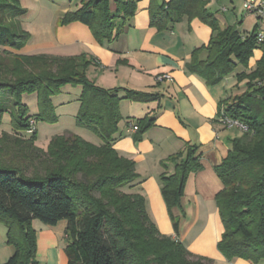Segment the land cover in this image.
I'll return each mask as SVG.
<instances>
[{
  "label": "trees",
  "instance_id": "1",
  "mask_svg": "<svg viewBox=\"0 0 264 264\" xmlns=\"http://www.w3.org/2000/svg\"><path fill=\"white\" fill-rule=\"evenodd\" d=\"M209 1L169 0L158 12L150 8V25L161 31L183 17L207 25L212 31L207 59L199 61L201 50H195L188 69L206 85H214L233 73L237 63L247 67L256 49L257 27L246 37L233 28H221L206 8ZM114 6L109 0H80V7L65 14L59 24L79 22L89 28L98 44L111 42L137 11L133 0H116ZM25 13L18 0H0V123L10 113L15 133L26 132L30 119L55 124L52 97L66 85L78 86L75 123L97 134L102 144L95 146L69 134L52 137L42 151L35 146L37 131L28 140L10 138L6 132L0 135V223L8 229L7 243L15 247L6 264H37L35 219L50 227L66 222L67 264H213L160 234L146 213L143 197L121 190L137 175L134 163L112 148L121 120L120 98L116 90L101 89L87 79L90 60L85 55L19 54L30 36L18 20ZM260 49L263 56L254 70L236 76L238 82L246 81L244 92L223 108L246 131L233 140L231 151L214 168L223 186L215 196L224 229L217 249L228 261L243 259L251 264L264 261V45ZM24 94H36V115L29 116L21 103ZM125 99L148 102L154 98L127 92ZM136 123L133 138L152 127L153 118ZM186 152L175 174L160 180L174 231L179 220L173 210L179 208L187 176L201 170L192 149Z\"/></svg>",
  "mask_w": 264,
  "mask_h": 264
},
{
  "label": "crops",
  "instance_id": "2",
  "mask_svg": "<svg viewBox=\"0 0 264 264\" xmlns=\"http://www.w3.org/2000/svg\"><path fill=\"white\" fill-rule=\"evenodd\" d=\"M18 1L26 10L18 19L22 29L34 34L25 24L32 20L40 39L39 44L32 46L34 35H31L19 54L61 58L85 55L90 60L85 71L87 79L101 89L116 90L121 120L113 135L112 148L119 157L134 163L137 175L121 190L143 197L146 213L159 233L183 244L193 256L209 259L213 264H251L243 259L228 261L217 249L224 229L215 196L223 186L214 168L231 151L233 140L243 134L239 128L223 126L218 119L219 113L232 98L244 92L246 81L238 82L236 76L254 70L263 56L261 50L255 51L246 68L236 64L233 73L214 85H206L202 78L189 71L188 65L195 50H201L197 54L199 61L207 59L206 46L212 37L211 29L198 19L189 21L187 17L169 22L161 31L150 25V8L158 12L169 0H133L137 4L135 15L116 39L102 44H98L89 28L79 22L60 25L64 15L46 10L47 5L53 4L51 0ZM115 1L109 0L112 9ZM229 3L231 10L224 0H211L206 5L221 28H233L241 37H246L254 27L264 29V15H255L256 21L249 14L241 17L234 4ZM55 44L57 47L53 48ZM161 74H168L171 80L156 82V76ZM127 92L154 99L135 102L125 99ZM58 96L51 100L60 119L58 114L66 106ZM76 100L74 115L80 105L79 97ZM145 117L153 118L152 127L133 138L130 125H137L136 121ZM51 138L43 143L46 147ZM187 148L192 149V157L201 165V170L187 176L179 208L173 210L179 220L174 231L161 195L160 180L175 174L176 164L185 159ZM177 155L179 157L172 160ZM47 227L39 226L38 231L34 230L37 264H67L64 252L66 222ZM7 233V227L0 223V264H6L15 251V247L7 243Z\"/></svg>",
  "mask_w": 264,
  "mask_h": 264
},
{
  "label": "rangeland",
  "instance_id": "3",
  "mask_svg": "<svg viewBox=\"0 0 264 264\" xmlns=\"http://www.w3.org/2000/svg\"><path fill=\"white\" fill-rule=\"evenodd\" d=\"M48 1L50 2V0H48ZM51 1L53 2V4L47 5L48 7L46 8V10L50 11L51 14H62L64 16L68 12L73 11L75 9H78V7H79L78 5L80 4V0H51ZM224 1L227 3V7H228L227 9H229V10L232 9L230 6L231 4L229 3L231 1L234 4L235 11L238 12L237 14L240 15L241 17L245 16V14H248V13H245V11L243 10L241 0H224ZM21 8L25 9L24 6H21ZM250 15L254 16L255 21H256L257 18L255 17V14H249V16ZM31 21L29 23L27 22L25 24L27 25V27H29V29L31 31L34 32V34H30L28 32L30 35L29 39L31 38V35H34V37L32 38V41H31V43H33L32 46H34L35 44H39L37 42H40V39H39V35L36 34V32H38L37 26L33 21L32 22ZM252 29H253V27H252ZM43 42H45V40ZM52 47L55 48L57 46L55 44V45H52ZM256 50H261V49H259V48L254 49L249 60L253 59V56H254ZM261 52L263 53L262 50H261ZM39 53H41V52H39ZM249 60H248V63H249ZM237 64H239V63H237ZM240 65L242 67H245L242 64H240ZM60 93L61 94H59V96H58L59 100L64 101L66 108H64L65 110H62L58 114V116L60 115V119H58L59 117H57V121L55 124L37 122V124H36L37 130L36 131H37L38 139L36 141L38 143H36V141H35V146L42 151H46L47 147H46V145L43 144L45 141H47L46 138L50 139L52 136L54 137V136H58V135H63L64 132L74 133L76 136L80 137L81 139L85 140L86 142L91 143L92 145H95V146L99 145L100 139H99L97 134H95L93 131H91L87 128L79 127L75 123V117L77 114L74 115V111H75V107H74L75 105L74 104L77 102V100H76L77 97L80 96V93H81L80 87L66 85L60 89ZM55 99L56 98H53V100H55ZM9 103L10 102H8L7 104H9ZM21 103L26 106L29 116H32V115H35L38 113L36 94H24V95H22L21 96ZM62 113H66V115L64 114L65 116H61ZM11 127H12L11 114L10 113L4 114L1 117L0 135L2 133L6 132V133H10V138H13V139L16 137L18 139H21V140H28L29 139V136H30L29 134H26L25 132H23V133L12 132ZM65 135H68V134H65ZM30 174H31V171L26 172V175L29 176ZM39 226H42L43 228H48L46 225L42 224L39 220L35 219L33 224H32V228L34 230L38 231L37 227H39ZM49 228H51V227H49ZM67 243H68V240H67ZM257 264H264V261H261Z\"/></svg>",
  "mask_w": 264,
  "mask_h": 264
},
{
  "label": "built area",
  "instance_id": "4",
  "mask_svg": "<svg viewBox=\"0 0 264 264\" xmlns=\"http://www.w3.org/2000/svg\"><path fill=\"white\" fill-rule=\"evenodd\" d=\"M243 10L248 14H255L262 16L264 15V1L263 0H244L242 3ZM255 44L257 47L264 45V29L257 30L256 37H255ZM156 82H162L165 80H171V77L168 74H161L156 76ZM219 122L227 127H236L242 131H246V127L240 123L238 120L229 118L224 109L221 110L218 116ZM36 124L37 122L35 119L29 120L28 130L25 132L26 134H33L36 131ZM137 130V126L135 124H131L129 127V131L131 133H135Z\"/></svg>",
  "mask_w": 264,
  "mask_h": 264
}]
</instances>
